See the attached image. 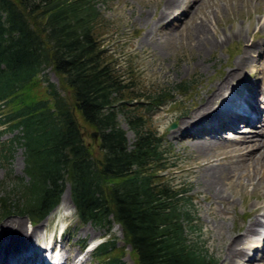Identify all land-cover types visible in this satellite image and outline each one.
Instances as JSON below:
<instances>
[{
	"label": "trees",
	"instance_id": "1",
	"mask_svg": "<svg viewBox=\"0 0 264 264\" xmlns=\"http://www.w3.org/2000/svg\"><path fill=\"white\" fill-rule=\"evenodd\" d=\"M98 2L0 0L1 132L17 130L12 143L23 146L28 176L0 195V213L40 221L68 183L78 218L119 224L136 264L215 262L195 237L202 225L190 187L165 173L176 155L146 113L174 99L171 91L186 92L192 80L137 89L101 42ZM47 67L58 84L43 73ZM79 117L96 131L94 141ZM12 143L2 150L11 152ZM115 247V239L103 240L93 255L104 264H127L112 253Z\"/></svg>",
	"mask_w": 264,
	"mask_h": 264
},
{
	"label": "rangeland",
	"instance_id": "2",
	"mask_svg": "<svg viewBox=\"0 0 264 264\" xmlns=\"http://www.w3.org/2000/svg\"><path fill=\"white\" fill-rule=\"evenodd\" d=\"M163 1L99 0L98 5L102 13L101 42L107 52L112 54L113 61L119 65L127 79L135 81L137 89L151 91L163 87L172 88L184 79L192 80L186 92L171 91L175 94L174 99L146 113L149 124L163 134L164 143H168L170 152L176 155L175 165L165 170L168 179L171 178L177 185L187 182L190 187L187 193L192 196L198 215L197 222L202 225V233L195 237L198 236V239L204 241V247L215 259V262L210 264H222L225 248L231 238L240 235L243 225L252 218V206L262 202L260 198L264 195V185L253 186L250 182L242 181L243 179L241 183L238 180L231 182L227 178L220 188L225 196L218 198L215 192L219 191V188H211L204 182V168L211 163H239L247 147L235 144V147L217 148L209 153L194 147L196 141H207L215 135L219 138L222 135L225 140L239 137L235 128L227 127L228 121L224 122L226 116L222 117V112H219L221 98L213 102L209 113L194 118L191 114L206 102L216 83L225 79L237 66L247 47L250 61L240 66L238 70L241 75L232 79L227 89L234 92L236 87H244L243 92H255L259 99L262 92L264 96V0H181L179 8L159 20ZM190 12L192 14H189ZM205 14L210 17L209 31L206 36L200 37L194 32V27ZM192 16L195 17L194 20H191ZM43 73L49 80L59 83L52 68H45ZM227 89L224 94L229 92ZM219 117H222V126L218 124L219 127L215 130L216 127L211 126V123L219 120ZM119 118L129 141H132L134 133L121 115ZM79 119L86 139L94 141L90 137L93 128L81 117ZM172 122L175 123L173 127ZM4 126L0 124V195L4 190L12 189L19 178H28L24 172L23 146L18 142L12 143L13 134L17 130L1 132ZM241 127L246 130L248 126L242 124ZM236 142L238 141H229L230 144ZM10 143L12 151L7 152ZM2 146L7 150H2ZM207 159L209 161H206ZM248 161L243 165V170L246 169ZM62 198L65 204L59 208L55 206L42 220L36 222L29 220L26 215L9 213L2 216L0 213V228L7 222L20 221L26 230L34 233L26 243L32 247L36 244L42 245V240L54 233L63 258L68 254L67 263H70L71 258L77 255L76 264H104L103 260L93 255V250L84 246L115 239L116 247L112 253H121V258L127 264H136L130 246L123 243L118 224L107 227L103 223L81 221L71 200L68 183L60 195L59 202ZM258 216L264 221L262 215ZM248 245V241L242 244L245 246V252L241 257H237L236 263L264 264L261 259L264 249H253ZM3 248L1 243L0 260L5 259L8 253L16 251L11 248V251L3 252ZM40 254L42 255V252ZM248 256L251 258L248 259Z\"/></svg>",
	"mask_w": 264,
	"mask_h": 264
},
{
	"label": "bare ground",
	"instance_id": "3",
	"mask_svg": "<svg viewBox=\"0 0 264 264\" xmlns=\"http://www.w3.org/2000/svg\"><path fill=\"white\" fill-rule=\"evenodd\" d=\"M180 6H181V0H164L162 4V9L160 12L159 20L167 17L169 12L171 14L175 8H179ZM191 7H193V5ZM189 14H192V12H190ZM194 19L195 17L192 16L191 20H194ZM200 20L201 21L199 22V24L195 25L194 32L197 33L198 36L200 37L201 35L206 36L209 31V25H208V22L210 21L209 14H205V17H201ZM239 34H240V31H239ZM215 42L217 43L218 41H215ZM248 45H250V43ZM248 48L249 47L246 48L245 50L246 53H244V55L237 62L236 64L237 66L228 73L225 79H222L221 81L216 83L215 88L212 90V93L207 96L206 102H204L201 105V107H199L198 110H195L191 114L192 117L194 118L196 116L199 117L201 114L207 113L212 107L213 102H215L217 98H221L220 99L221 105L218 108L219 112L221 111L226 116V118L224 119V122L228 121L226 123L227 127L231 129L235 128L237 130L236 132L239 134V137L225 140L223 139L222 135H221V138L217 137L218 135H215L214 138L210 137L207 139V141H200V140L196 141V143L194 144V147L204 153L212 152L217 148H221V149H224L226 147L232 148V146L235 147V144L238 146L245 145L244 147H247L244 151L245 154L241 162L238 161L239 163H231V162H227V163L219 162L216 164L211 163V164H208V166L204 168V174H203L204 182L206 185H208L211 188H219V191L215 192L218 198L219 196L220 197L225 196L224 193H222L223 190L220 188H222L227 178L229 181L238 180L240 183H241V180L243 179L242 181H244L245 183L250 182L251 184H253V186L254 185L257 186L260 184L264 185V132H262V129L258 127L261 124L258 120L261 118V114H262L260 103H259L260 100L257 98L255 92H252L249 90L247 91L244 90L243 92L244 88L242 89V88L236 87L234 93L231 88H230L231 90H228L229 89L228 87L230 86V82L232 81V79L234 78L237 79L241 75L240 73L241 71L238 70L240 69V66L250 61L249 56L247 55ZM226 89L229 92L224 94V91ZM250 96H252V98H250ZM234 98L236 99V101H239L240 99V103L238 105L244 108H247V111L245 112L235 111L233 107L234 102H235ZM239 120L240 122H243L241 123V125L239 124ZM244 123H247L253 127L252 133L246 132V130L241 127L242 124ZM217 139H221V141ZM230 140H234V141L236 140L238 142L230 144L229 143ZM226 152L228 153L229 151H226ZM247 160H249L247 163V167L245 170H243L244 169L243 165L246 164ZM206 161H209V160L207 159ZM260 200L262 201L261 203H256L254 206H252V210H251L252 218L248 221L246 225H243L244 227H242L243 229L240 235H236L232 237L231 242H229L228 245L226 246L225 254L223 258L224 263L222 264H239V263H236L237 257L238 258L241 257L243 253L245 252V246H242V244H244L247 241L249 243L248 247L250 248H253V249H257L261 247L264 248V234H263V237L261 238V235H262L261 229L264 228V221H262V219L258 216V215H262L264 217V195H262ZM63 204L65 203H64V199L62 198L56 208H59ZM33 235L34 233L26 230L22 226L20 221H14V222L12 221V222L5 223L0 228V236L2 237V239H0V244L1 243L3 244V247H4L3 252H6L8 250L11 251L12 249L16 251L13 250L14 251L13 253L12 252H10V254L8 253L5 259L3 258L2 260H0V264H4V260L8 261V264H44V258H43V255L40 254V250L37 247L31 248L29 245H26V243L31 240V236ZM255 235H260V236L256 237ZM8 238H11V239H8ZM1 251L2 250L0 249V257H1ZM19 252H22V253L26 252V253L25 254L20 253L19 256H15V254L17 255ZM262 255H261V259L262 261H264V257H263L264 255L263 256ZM75 256H73L70 260L72 261V263L76 259ZM249 258H251V256H248V259Z\"/></svg>",
	"mask_w": 264,
	"mask_h": 264
},
{
	"label": "water",
	"instance_id": "4",
	"mask_svg": "<svg viewBox=\"0 0 264 264\" xmlns=\"http://www.w3.org/2000/svg\"><path fill=\"white\" fill-rule=\"evenodd\" d=\"M173 126H175V123H174V122L171 123V127H173ZM96 134H97L96 131H93V132H92V135L95 136Z\"/></svg>",
	"mask_w": 264,
	"mask_h": 264
}]
</instances>
